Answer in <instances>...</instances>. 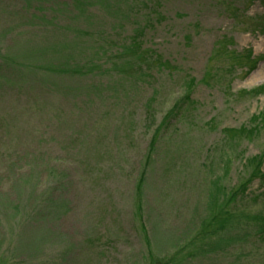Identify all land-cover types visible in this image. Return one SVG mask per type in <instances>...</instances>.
Instances as JSON below:
<instances>
[{
    "label": "rangeland",
    "instance_id": "obj_1",
    "mask_svg": "<svg viewBox=\"0 0 264 264\" xmlns=\"http://www.w3.org/2000/svg\"><path fill=\"white\" fill-rule=\"evenodd\" d=\"M262 120L264 0H0V264H264Z\"/></svg>",
    "mask_w": 264,
    "mask_h": 264
},
{
    "label": "trees",
    "instance_id": "obj_2",
    "mask_svg": "<svg viewBox=\"0 0 264 264\" xmlns=\"http://www.w3.org/2000/svg\"><path fill=\"white\" fill-rule=\"evenodd\" d=\"M141 32L142 31H140V33ZM139 39L140 38L137 35V39L136 40L133 39L134 41H132L129 46L124 45V47H123L125 51H131V54H134L135 53L134 54V58H136V57L138 58L137 60L136 59L134 60V63H132V65H128V66H131L129 68L135 67L136 64H138V66L140 68L141 64L145 60L151 61V63L149 64L151 66H153V65L156 66L157 64L159 66L162 63L161 62V58H159V56L154 51L142 50L140 48L141 43H140ZM117 54H119V53H117ZM59 71L60 72H65V71H63L61 69L56 70V72H59ZM185 84H186V82H185ZM185 87H188V89H186V90H187V93L189 94L195 88V80H193V78H189V82H188L187 85H185ZM262 123L264 124V120H262ZM158 128L160 129V126L156 128V131L158 130ZM151 143L152 144L155 143V137L152 138ZM259 170H260V168L258 169V172H255V175L257 174V176L259 178L261 177V181H262V186L261 187L263 188V192H264V175H262L261 173L259 174V172H260ZM243 193H244V190L243 189L239 190V193L238 194L240 196V199H244L243 198ZM263 225H264V223H263Z\"/></svg>",
    "mask_w": 264,
    "mask_h": 264
}]
</instances>
